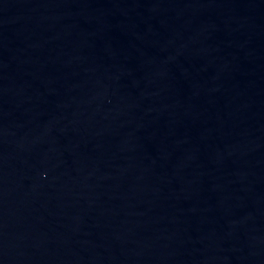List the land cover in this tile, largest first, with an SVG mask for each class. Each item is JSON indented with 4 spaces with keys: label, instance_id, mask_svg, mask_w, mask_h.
<instances>
[{
    "label": "water",
    "instance_id": "1",
    "mask_svg": "<svg viewBox=\"0 0 264 264\" xmlns=\"http://www.w3.org/2000/svg\"><path fill=\"white\" fill-rule=\"evenodd\" d=\"M0 264H264V0H0Z\"/></svg>",
    "mask_w": 264,
    "mask_h": 264
}]
</instances>
